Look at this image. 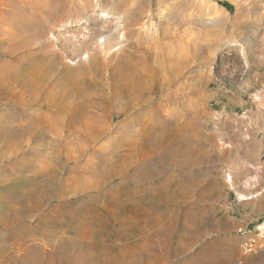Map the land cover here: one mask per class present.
Here are the masks:
<instances>
[{
    "label": "rangeland",
    "instance_id": "rangeland-1",
    "mask_svg": "<svg viewBox=\"0 0 264 264\" xmlns=\"http://www.w3.org/2000/svg\"><path fill=\"white\" fill-rule=\"evenodd\" d=\"M14 1L37 30L48 2L62 8L53 18L76 23V30L101 28L107 22L97 19L109 5L112 15L129 16L126 27L137 33L152 22L149 37L133 35L135 41L165 54L180 37L196 54L171 84L175 95L161 100L164 111L151 109L161 94L126 115L114 108L112 134L86 126L91 146L82 154L65 138L32 133V118L44 106L51 117L66 111L58 100L64 83L54 79L37 91L31 75L27 87L0 93V264H72L83 254L99 257V264H264V231L258 230L264 215L236 229L240 217L232 206L241 201L238 194L264 201V0ZM15 18L0 26L1 36L13 32ZM49 23L41 43L49 44ZM13 43L0 38V50ZM228 44L246 47L249 73H239L236 55L222 54ZM36 45L14 53L11 72L34 64ZM122 46L112 59L128 53L129 41ZM7 62L0 58V65ZM28 122L29 139L18 127ZM123 155L131 160L125 167L116 161ZM120 169L125 175H114ZM246 238L257 249L242 257L238 245Z\"/></svg>",
    "mask_w": 264,
    "mask_h": 264
},
{
    "label": "bare ground",
    "instance_id": "bare-ground-1",
    "mask_svg": "<svg viewBox=\"0 0 264 264\" xmlns=\"http://www.w3.org/2000/svg\"><path fill=\"white\" fill-rule=\"evenodd\" d=\"M47 2L48 1H46V3ZM108 6L104 8V11L100 13L97 19V21L102 23L105 21L107 22L102 24L101 28L97 29L90 26H83L76 30L72 28L76 26V23H72L69 20H61L62 18L57 19L59 16L53 18V13L61 12L62 8L58 9L50 6L48 2L42 7L43 12H47L46 17L44 16L46 20L43 22L40 21L42 28L37 30L35 27L36 24H34L35 21H32L33 19L28 20L18 14L15 1L0 0V26L2 24L8 25L11 17H17L12 20L11 23L13 32H11L8 37L0 35L2 39L8 38L10 42H15L8 45L6 50H0V58H7L8 60L7 63L0 65V93L3 92L4 94L5 89L8 91V89L10 90L11 87L13 88L15 84L25 87L28 79L32 81L30 78L31 75H37L36 81H38L37 85L39 86V88L36 87L37 91L42 86V83H49L52 82V80L54 81V79L64 83L58 100L63 102L66 111L62 113L59 112L60 114L57 112L55 115L56 117L54 115L51 117V114L47 115V107L44 106L43 108L45 110L43 113L39 112L38 114H34L36 117L32 118V133L33 135L42 134L61 139L65 138L68 140L67 143L71 145L69 149H76L80 154L84 153L85 149H89L91 146L90 142L86 143L88 137V133L85 131V128H87L86 126L95 127L97 132L101 135L106 136L109 134L110 136L112 134H110V132H112V119L115 118V111L112 112L114 108H121L122 115H126L129 110L147 103L149 104V102L153 100V97L161 94V96H159L160 99L158 98L154 102L152 101L151 107L153 108L151 109L156 111L162 110V103L160 105L161 100L175 95V93L171 91V84L187 70L189 65L194 61L196 54L194 49L188 47L180 37L178 40H172V44H170V48L166 50L165 54L160 50L158 45L150 44L146 41L140 42V40L142 41V37H149L152 22L150 24L148 23L147 26L143 24L137 33L136 29L132 30L128 28V26L126 27L129 16L123 13L112 15V12L108 10ZM49 20L52 21V23ZM209 22L211 24L213 21L210 20ZM36 23L38 24L39 22ZM47 23H49L48 27L50 26V31L48 30V35H45H47L49 44L39 42V39L43 37V32L45 31L43 29L46 27ZM34 30L36 31L34 32ZM2 31L3 29L0 27V33ZM24 33L28 34L25 35ZM133 35L140 36V40L135 41L136 39H132ZM125 41H129L130 46L126 49L128 53L123 58L112 59V52L120 50ZM35 43H38L36 46H38L39 52L33 57L34 59L37 58L34 64L20 71L16 70L11 72L15 70V68L12 69L9 64L14 53H16L18 49H23V47ZM212 44L215 46L214 43ZM209 50L211 49H207V53L210 52ZM222 54H226L227 56L236 55L242 63V68L239 73L242 75L249 73L248 70L251 68V63L250 61L248 62V51L246 47L228 44L223 49ZM24 73H26V76L22 75ZM24 77L27 78L23 79ZM200 80L201 78L197 81L200 82ZM186 85L185 87L188 86ZM48 109H50V107H48ZM175 114L173 110L169 112L170 118H172L173 121L175 120ZM162 120L160 124L164 123ZM135 121H138V118ZM166 123L168 122L166 121ZM27 124H29V122L20 124L18 127L24 129L23 132L29 134L31 133V128L28 127L29 125L27 126ZM172 126H175V122L172 123ZM29 136L31 135H28V139ZM133 137L130 135L128 141L131 142ZM21 146L22 142L19 144V147ZM26 146H28V144ZM116 161L122 162L123 167L131 163L130 158L124 155L122 157L120 156ZM125 170L126 169H120V171H117V174L114 175L123 176L125 175ZM238 198L243 201L251 197L238 194ZM258 230L260 232L264 231V224L260 226ZM8 238L10 242H13L12 245L17 244L18 238L16 233H11ZM99 242L100 241H97V243ZM83 255L82 257L74 255L70 262L74 260L72 264H99V257L93 258L88 254ZM67 261L68 260H66V262ZM24 262L25 260H22V263ZM16 263L17 262H14L13 264Z\"/></svg>",
    "mask_w": 264,
    "mask_h": 264
},
{
    "label": "crops",
    "instance_id": "crops-1",
    "mask_svg": "<svg viewBox=\"0 0 264 264\" xmlns=\"http://www.w3.org/2000/svg\"><path fill=\"white\" fill-rule=\"evenodd\" d=\"M232 206H235L237 209L236 213L240 217L239 223L235 226L236 229L246 230L249 225L258 222L264 215V201L258 197L237 201V204H233Z\"/></svg>",
    "mask_w": 264,
    "mask_h": 264
},
{
    "label": "built area",
    "instance_id": "built-area-1",
    "mask_svg": "<svg viewBox=\"0 0 264 264\" xmlns=\"http://www.w3.org/2000/svg\"><path fill=\"white\" fill-rule=\"evenodd\" d=\"M258 242L253 238H246L238 245V253L240 256L245 257L255 253Z\"/></svg>",
    "mask_w": 264,
    "mask_h": 264
}]
</instances>
